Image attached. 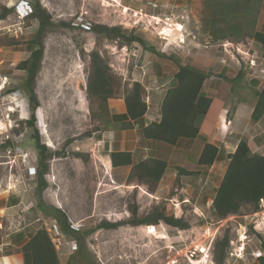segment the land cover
Returning <instances> with one entry per match:
<instances>
[{"label": "rangeland", "instance_id": "rangeland-1", "mask_svg": "<svg viewBox=\"0 0 264 264\" xmlns=\"http://www.w3.org/2000/svg\"><path fill=\"white\" fill-rule=\"evenodd\" d=\"M19 1L0 0V207L5 198H14L20 192L25 200L37 202L34 130L23 121L29 115L27 99L20 88L23 73L15 69L29 56L28 42L37 30V22L25 14L29 12L27 7L17 6ZM23 1L31 11L37 1L52 22L42 36L44 51L35 85L40 104L35 130L47 151L55 153L47 161L45 180L50 188L41 196L59 194L68 223L78 230L74 238L61 232L57 238L54 236L52 243L60 264H217L223 239L228 242L223 264L228 258L237 259L230 254L240 249V235L243 240L246 232L244 249L248 239L256 241L255 237H261L263 230L256 232L252 228L256 223L254 226L262 229L261 214L252 217L258 209L244 205L236 215L224 220H218L207 209L222 168L210 179L207 167H196L189 176L169 167L153 188L136 180L130 166H106L104 157L109 154V144L98 145L97 141L116 125L106 104L96 96L88 97L86 85L92 51H97L116 78V98H123L133 84L121 75L126 76L128 67L133 69L135 60L140 59L138 64L160 61L164 65L157 75L165 71L171 77L178 65L192 66L194 53L200 50L206 53L207 60L221 57L228 62L245 58L249 75L263 82L254 72L256 63L253 70L247 61L253 58L251 35L258 29L261 0ZM79 17L83 19L81 23ZM175 23L182 24L183 29ZM84 25L90 29L85 30ZM96 25L117 28L124 35L131 33L143 40L145 48L138 44L124 46L121 37L110 40L94 34L91 27ZM210 50L214 51L212 55ZM162 55L171 56L175 63ZM260 55L257 59L264 57ZM142 71L154 74L152 67ZM142 71L137 69L138 74ZM252 88L256 89V85ZM8 106L13 110L9 121ZM239 117L246 118L244 114ZM156 157H164V151L159 150ZM161 206L166 208V215L181 218L189 228L171 229L161 222L136 227L126 224L133 211L138 219H143ZM41 217L45 222L41 220L38 228L45 229L46 225L49 229L56 224L47 215ZM104 222L123 225L116 229L97 227Z\"/></svg>", "mask_w": 264, "mask_h": 264}, {"label": "trees", "instance_id": "trees-1", "mask_svg": "<svg viewBox=\"0 0 264 264\" xmlns=\"http://www.w3.org/2000/svg\"><path fill=\"white\" fill-rule=\"evenodd\" d=\"M32 7L33 10L29 17L37 22V30L33 38L28 42V58L21 61L15 69L23 73L20 88L27 99L29 115L28 119L23 121L27 128L34 130V149L37 154V168L35 171L36 209L52 218L63 235L74 238L78 230H74L70 226L66 214L60 209L46 207L41 196L47 188L45 180V175L48 172L47 161L55 153L47 151L39 140L38 131L35 130L36 113L40 107L35 92V85L44 51L42 36L46 30L52 27V22L49 14L40 7L37 1L34 2ZM74 28L83 33L80 28ZM91 31L94 34L105 35L110 40L121 37L125 41L124 46L138 44L145 48V43L141 38L133 36L131 33L124 35L117 28L96 25L91 27ZM251 40L264 49L263 32H254L251 35ZM150 51L154 53L153 50L150 49ZM161 57H166L175 63V59L171 58V56L162 55ZM89 58L90 74L86 85L88 97L96 96L102 104H107L108 100L116 99L113 87L114 84H117L116 78L110 74L108 66L97 51L90 52ZM208 77V73H204L194 67L178 65V70L173 76V86L166 91L161 102L160 120L158 123H152L141 130L143 139L174 146L181 139L196 138L201 132L199 128L200 120L212 108L211 99L202 93L203 83ZM238 77L239 74L236 78ZM143 93L144 88L142 85L134 82L123 96L126 112L121 115L110 116L111 121L123 130L130 129L131 122L140 119L146 113L147 106L143 100ZM255 96L256 103L251 114V119L254 122L259 120L264 114V86L260 91L255 92ZM217 155V147L205 143L197 160V165L209 168L215 162ZM109 159L112 168L132 165V156L129 152H111ZM227 160V167L219 185L214 190L210 206L213 215L218 220H224L228 216L236 215L244 205L253 206L255 211L259 200L264 197V155L252 154L247 143L244 140H240L235 152L228 155ZM166 169L167 163L165 161L151 159L148 163L139 162L134 164L132 166V176L136 180L155 188L161 181ZM177 172L185 176L191 175V172L182 168H177ZM131 214L132 218L126 224L133 227L156 225L161 222L171 229L187 230L189 228V225L181 218L166 215L164 206H161L159 211L143 219H138L135 211ZM122 225L121 222H104L97 227L116 229ZM27 238L28 240L19 249L22 254L23 264H60L55 246L44 228L40 227L35 232L29 233ZM227 244V240L223 239L220 245L222 253L216 258L217 264H223L224 250Z\"/></svg>", "mask_w": 264, "mask_h": 264}, {"label": "crops", "instance_id": "crops-1", "mask_svg": "<svg viewBox=\"0 0 264 264\" xmlns=\"http://www.w3.org/2000/svg\"><path fill=\"white\" fill-rule=\"evenodd\" d=\"M258 3H260V8L256 19V26H258L256 31L264 33V0L258 1ZM210 35L209 33L208 38ZM216 46L219 45H211L210 47ZM209 53L212 55L214 51L210 50ZM250 53L253 54V58H247V61H253L254 65L256 63L258 68L254 72L263 82H257L256 78L249 75L245 58L240 61L228 60L227 62L221 57L207 60L205 59L206 53L202 50L194 53V61L190 66L209 74L203 83L202 93L211 99L212 108L199 122L200 134L194 139H181L174 146L145 140L141 135V130L152 123L159 122L161 102L166 91L173 86V76L178 68L171 77L165 71L157 75L159 69L164 65L162 62L151 60L145 64L142 62L138 64L140 59L135 60L133 69L131 67L126 68V76L124 74L121 76L125 77V81L137 82L142 85L145 91L146 113L140 119L131 122V128L128 130H123L116 125L110 132H106L103 139L97 141L98 145L109 144V154L111 152H129L132 156L130 168L134 162L137 164L146 160L157 159L167 163L166 171L170 167L176 173L177 168L192 172L196 167H202L197 165V160L204 144L208 143L218 149L217 158L209 167V178L213 177L212 174L216 173V170L222 168L220 180L227 167V157L235 152L240 140L247 143L252 154L264 155V114L256 122L251 119L256 103L255 92L260 91L264 86V57L257 59L258 53L264 55V49L252 42ZM223 61L224 63H222ZM146 67H152L154 74H149L151 71L148 74L143 72L142 70ZM255 67L249 68L254 70ZM137 69L142 72L138 74ZM154 69L158 72L156 73ZM238 74L239 77L236 78ZM232 84L234 85L232 86ZM252 85H256V89H250L253 87ZM106 107L110 116L121 115L126 112L123 98L108 100ZM242 114L246 118H240L239 116L242 117ZM159 150L164 151V157H156ZM109 154L104 158L106 166L109 165L112 169ZM164 176H166L165 173L161 181ZM46 182L47 188L43 192L50 188L49 182L47 180ZM54 194L43 196V202L45 201L46 207H54L62 211V200L59 194ZM17 195L14 198H9V196L5 198V203L0 207V264H23L19 249L28 240V234L40 228L36 226L43 220L42 213L36 209V202L33 199L31 201L25 200L22 192ZM213 196L214 192L212 198ZM212 198L207 203L209 210ZM199 208L201 207L198 206ZM43 222L45 221L43 220ZM239 226L242 228V225ZM139 233H144V230ZM260 236L255 237L256 241L251 238L248 239L242 259L228 258L225 264H245L243 263L245 259L249 261L247 264H264V230ZM255 253L262 254V258H256Z\"/></svg>", "mask_w": 264, "mask_h": 264}, {"label": "built area", "instance_id": "built-area-1", "mask_svg": "<svg viewBox=\"0 0 264 264\" xmlns=\"http://www.w3.org/2000/svg\"><path fill=\"white\" fill-rule=\"evenodd\" d=\"M19 4L22 6V7H27L28 8V10H29V12H25V14H30L32 11H31V7L25 2V1H23V0H20L19 2H18V4H17V6H19ZM22 11L24 10V9H22V8H20ZM79 19L81 20L80 21V23L83 21V19H82V17H79ZM84 24L85 25H87V23L84 21ZM178 24V23H177ZM177 24L175 23L174 24V26H177ZM82 26L85 30H89L90 29V27L88 28L87 26ZM180 26H181V30L183 29L182 27V24H179ZM82 30V29H81ZM224 62V61H223ZM250 67H253V65H254V63H253V61H250ZM8 108V110H7V114H6V116H7V120L9 121L10 120V114H11V111L9 110L10 108L12 109V107L11 106H8L7 107ZM257 209H258V211H256V212H254L253 214H252V217H254V218H256V217H258L260 214H261V224H262V229H258L257 227H259V226H254V224L256 225V223H253V229L256 231V232H261L262 230H264V197L263 198H261L260 200H259V202H258V205H257ZM258 223H260L259 221H258ZM252 225V224H251ZM45 226V230L48 232V234L50 235V237H51V240H53L54 241V236H56L55 238H57V236H59L60 235V231H59V229L57 228V225L56 224H52L51 225V228H47L46 227V225H44ZM74 230H77V229H75V228H73ZM245 235H246V232H244V234H243V240L241 239V235L239 236V241H240V243H241V245H240V249H238L237 250V252L233 255V254H230V257H235V258H237V259H240V258H242L243 257V251H244V241H245V239H246V237H245ZM76 245H73V247H75ZM75 250H76V247H75ZM255 257L256 258H261L262 257V254H260V253H256L255 254Z\"/></svg>", "mask_w": 264, "mask_h": 264}, {"label": "bare ground", "instance_id": "bare-ground-1", "mask_svg": "<svg viewBox=\"0 0 264 264\" xmlns=\"http://www.w3.org/2000/svg\"><path fill=\"white\" fill-rule=\"evenodd\" d=\"M178 27L181 28V26H180L179 24H178ZM9 110H10V111H13L11 108H10ZM10 186H11V185H10ZM10 186H9V187H10Z\"/></svg>", "mask_w": 264, "mask_h": 264}]
</instances>
